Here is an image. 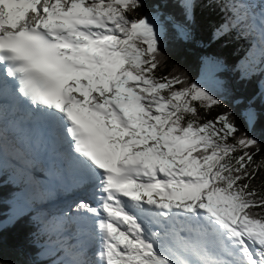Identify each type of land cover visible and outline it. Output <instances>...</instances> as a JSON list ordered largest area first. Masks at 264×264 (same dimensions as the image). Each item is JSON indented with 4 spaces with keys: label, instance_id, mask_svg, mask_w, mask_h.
<instances>
[{
    "label": "snow or ice",
    "instance_id": "obj_1",
    "mask_svg": "<svg viewBox=\"0 0 264 264\" xmlns=\"http://www.w3.org/2000/svg\"><path fill=\"white\" fill-rule=\"evenodd\" d=\"M179 4L158 24L130 16L140 0H0V84L78 154L71 211L90 243L62 264H264V145L185 74H156L166 25L192 35L195 2ZM231 10L220 38L251 14Z\"/></svg>",
    "mask_w": 264,
    "mask_h": 264
},
{
    "label": "trees",
    "instance_id": "obj_2",
    "mask_svg": "<svg viewBox=\"0 0 264 264\" xmlns=\"http://www.w3.org/2000/svg\"><path fill=\"white\" fill-rule=\"evenodd\" d=\"M194 2L191 38H181L166 25L168 32L161 44L162 63L156 74H185L190 82L206 88L222 101L219 108L212 110L213 116L225 111L232 113L240 130L247 131L264 145V57L254 63L248 60L247 52L255 38L245 39L244 35H252V31L243 22L231 34L220 38L217 28L232 19L233 0H226L227 7L214 0ZM140 4L130 13L131 17L148 16L158 24L165 23V17H182L179 0H140ZM249 110L256 114L254 125L248 124ZM262 180L264 170L252 184L264 192ZM21 186L8 179L7 170L0 173V222L13 218L0 228V261L3 264H62L58 261L60 254L53 256L48 244L43 245L48 236L41 232L36 213L17 216L18 208L24 206L19 195Z\"/></svg>",
    "mask_w": 264,
    "mask_h": 264
},
{
    "label": "rangeland",
    "instance_id": "obj_3",
    "mask_svg": "<svg viewBox=\"0 0 264 264\" xmlns=\"http://www.w3.org/2000/svg\"><path fill=\"white\" fill-rule=\"evenodd\" d=\"M242 2V0H233V3H239ZM244 3H246V5H250L251 8V14L249 15V17L245 20V27L247 29H253L251 30L252 33H254V38L255 40H253V44L250 47V50L247 52V57L250 63H254L257 58L260 57H264V52H262V48L259 42V33H260V28H261V24L259 23L258 20L255 19V12L257 10H261L264 6V0H243ZM259 8V9H258ZM264 11V10H262ZM255 20L256 24L253 25L252 21ZM252 26V27H251ZM250 33V32H249ZM243 35V34H242ZM245 39H249L250 38V34H245L244 35ZM0 117H2V115H0ZM1 119V118H0ZM4 123V120H0V125L2 126ZM1 131V129H0ZM1 134V132H0ZM9 147L11 148V144L9 145ZM0 170H1V166H0ZM42 191V190H40ZM43 193H45V195L47 194L46 191H42ZM44 195V194H43ZM47 204V203H45ZM45 204L43 205V209H45L44 211H42V213H38L37 215H39V219L40 222L42 223V230L43 232H46L47 235L49 236H55V239H58V243L55 247L59 248L60 250L64 249H68V251L70 252V247L72 248L73 246H75L76 243L79 242V240L75 239V235H71L68 234L67 235V240L62 241L60 238L61 232H63L61 226H59V223L62 215L64 213L65 214V207H62L61 209H59V211L61 212V214H59L58 211H51L49 207H44ZM19 209V208H18ZM18 211H25L24 210H18ZM69 217H67L68 219ZM63 221V219H62ZM77 230V229H76ZM70 238V239H69ZM59 250V251H60Z\"/></svg>",
    "mask_w": 264,
    "mask_h": 264
},
{
    "label": "bare ground",
    "instance_id": "obj_4",
    "mask_svg": "<svg viewBox=\"0 0 264 264\" xmlns=\"http://www.w3.org/2000/svg\"><path fill=\"white\" fill-rule=\"evenodd\" d=\"M262 1V0H261ZM259 9V8H258ZM261 10H264V7L261 9ZM257 11H260V10H257ZM0 115H2V113L0 112ZM1 118V117H0ZM2 120V119H1ZM3 125H4V123H3ZM3 125L1 126L0 125V129L3 127ZM1 132V131H0ZM2 132H1V134H0V137H2ZM6 134H8L9 135V137L10 138H13V137H15V133L13 132V131H11L10 130V132L9 133H6ZM15 141L13 140V145H14V149H15V154H13V156H15L16 155V157H17V159H18V161L22 164V167H23V170H22V173H23V176L24 177H26V178H28L32 183H34V179H33V173L32 172H34V173H38L37 171L35 172V169H39V167H38V162L37 161H34V163L32 162V159L31 158H27V156H25V155H23V154H21L20 152H18V150L16 149V145H15ZM12 146V145H11ZM60 151H62L61 149H60ZM61 153V152H60ZM56 155V154H55ZM30 189L32 190V191H34L37 195H38V197L39 198H43L44 197V195H45V193H43L42 191H45V189H41V187L40 186H38L37 184L36 185H32L31 187H30ZM40 190H42V191H40ZM44 194V195H43ZM63 219V218H62ZM74 220H71L70 218H68L66 221H62L61 220V222H58L59 223V226H61V228H62V230H63V232L64 233H68V234H75V232H77L78 231V228H77V226H75V223L73 222ZM77 229V230H76ZM62 233V232H61ZM70 239V238H69ZM82 245H86V243L83 241L82 243H81V245L80 246H82ZM72 248L70 247V250H71ZM59 252H64V253H66L67 255H69V251H68V249L66 250V251H62V250H60Z\"/></svg>",
    "mask_w": 264,
    "mask_h": 264
}]
</instances>
